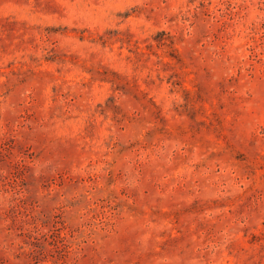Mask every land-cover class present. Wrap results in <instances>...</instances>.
<instances>
[{
    "label": "rangeland",
    "instance_id": "rangeland-1",
    "mask_svg": "<svg viewBox=\"0 0 264 264\" xmlns=\"http://www.w3.org/2000/svg\"><path fill=\"white\" fill-rule=\"evenodd\" d=\"M0 264H264V0H0Z\"/></svg>",
    "mask_w": 264,
    "mask_h": 264
}]
</instances>
